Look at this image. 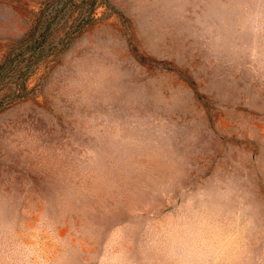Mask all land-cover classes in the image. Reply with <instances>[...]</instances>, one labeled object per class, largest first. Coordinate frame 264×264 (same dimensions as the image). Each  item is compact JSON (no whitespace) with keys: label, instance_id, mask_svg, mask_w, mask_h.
<instances>
[{"label":"rangeland","instance_id":"rangeland-1","mask_svg":"<svg viewBox=\"0 0 264 264\" xmlns=\"http://www.w3.org/2000/svg\"><path fill=\"white\" fill-rule=\"evenodd\" d=\"M46 1L0 0V62ZM73 17L0 84V264H264V0Z\"/></svg>","mask_w":264,"mask_h":264},{"label":"trees","instance_id":"trees-1","mask_svg":"<svg viewBox=\"0 0 264 264\" xmlns=\"http://www.w3.org/2000/svg\"><path fill=\"white\" fill-rule=\"evenodd\" d=\"M96 4L97 0H47L44 3V6L36 14L28 33L10 47L0 62V84L9 76V72H18L19 83L9 94L13 97L25 94V76L24 71H21L22 66L19 64L26 62V66L28 62L41 58L50 52L52 48L50 38L53 35L55 25L62 19L67 22L68 17H73L74 11L81 7L79 13L72 19L73 30H81L85 24L92 20V12ZM66 38L67 35L62 40Z\"/></svg>","mask_w":264,"mask_h":264}]
</instances>
